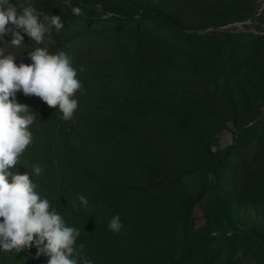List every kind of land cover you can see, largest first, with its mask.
I'll return each mask as SVG.
<instances>
[{
  "label": "rangeland",
  "instance_id": "374dc122",
  "mask_svg": "<svg viewBox=\"0 0 264 264\" xmlns=\"http://www.w3.org/2000/svg\"><path fill=\"white\" fill-rule=\"evenodd\" d=\"M66 8L70 0H61ZM96 7V15L101 21L90 26L87 20L63 28L58 34L64 41L62 51L73 58L77 68V78L82 89L93 86L94 90L106 96L105 100L95 102V93L84 98L76 95L78 109L73 119L65 121L62 113L56 108L48 107L39 97L25 96L16 93L18 102L38 107V110L49 111L54 118H37L38 128L57 141L58 135L67 141V150L59 148L60 153L40 165L42 173L37 176L20 158L15 170L28 171L37 191L49 199L52 207L64 218L66 224L79 229L76 246L84 244L82 255L93 264H125L168 262L179 257L182 247L188 244L195 246L192 257L197 262L210 258L222 244V228L219 223L232 222L241 229L258 233L264 241V205L243 197L224 205L215 206L209 199L197 204L192 212V219L187 223L173 220L171 213L178 211L185 199L192 193L211 184L215 175L210 169L201 170L185 177L176 188L161 193L152 200L151 207H136L135 193L131 186H142L148 183V177L141 169L142 164L171 162L178 164L192 160L201 152L226 150L234 145L238 127L233 120L223 116L221 121L210 127L204 140H199L198 133L206 132L209 124L205 122L198 108V93L192 89L176 88L172 95V112L157 116L133 118L128 107L139 102L149 93L133 77L123 73L122 61L126 59L137 43H147L173 60L189 62L193 56L190 43L179 42L173 45L164 39L174 40L170 36L164 39L155 32L142 36L115 34L104 31L111 27L107 19L114 15H130L137 18L156 14L161 23V31L171 35L165 21L174 19L191 33H254L264 35V0H256L257 13L248 18L229 19L223 23L211 21L203 24L197 0H87ZM151 25V24H150ZM153 27V26H151ZM109 30V28H108ZM163 35V34H162ZM84 71H79L80 66ZM264 81V58H251L242 76L231 83L234 96L243 90L255 88ZM115 96L122 103L123 109L116 107L111 99ZM264 116V93L253 91L249 97ZM37 115L39 114L36 113ZM34 114V115H36ZM115 116L136 126L135 134H126L115 130L107 118ZM204 123H203V122ZM62 145V144H61ZM65 148V146L63 147ZM255 147L246 148L243 154L239 149L228 157L223 165L226 175L231 178L238 159L250 157ZM70 151L86 169L83 171L71 167L66 155ZM66 154V155H64ZM207 173V174H206ZM119 187L124 198L131 201L132 207L114 203V198L106 195V187ZM161 190H156V194ZM83 195L88 204L84 206L78 197ZM75 203L76 207H73ZM136 207V208H135ZM164 210V213L161 212ZM163 213L162 220H158ZM120 216L122 228L119 232L109 229L111 219ZM174 224L171 226V223ZM163 228V229H162ZM36 248L20 253L0 251V264H47V257L41 262L34 258ZM245 264H255L247 260Z\"/></svg>",
  "mask_w": 264,
  "mask_h": 264
},
{
  "label": "trees",
  "instance_id": "16d2710c",
  "mask_svg": "<svg viewBox=\"0 0 264 264\" xmlns=\"http://www.w3.org/2000/svg\"><path fill=\"white\" fill-rule=\"evenodd\" d=\"M15 3L16 0H10ZM20 3H26V0H18ZM31 4L39 11L49 15H59L64 23V28L72 26L74 23L87 20L83 23L90 26L94 22L101 21L96 15V7H92L87 0H70L66 8L61 7V0H30ZM197 6L200 8L203 17V24L208 22L223 23L229 19L248 18L257 13L256 0H197ZM73 6H79L83 15L77 16L72 12ZM112 23L104 31L115 34H131L142 36L145 33L152 35L154 32L161 38L170 36L174 40H167L173 45H179V42L190 43L192 45L193 56L189 62L173 60L161 52L159 47H153L147 43H137L134 50L122 61L123 73L129 77L138 80L142 88L149 94L142 98L133 107L128 109L133 112V118H143L172 112V98L176 88L183 90L192 89L198 93V108L202 119L209 124L206 132L197 134L199 140H204L210 131V127L226 117L233 120L238 127L237 138L234 145L226 150L201 152L192 160L174 164L171 162H160L142 164L141 169L148 177V183L142 186L126 187L132 189L135 193L136 207H151L152 200L164 191L172 190L178 184H182L185 177L201 170L210 169L215 175V182L203 185L192 195L185 199L183 205L178 211L171 213L176 224L179 221L187 223L192 219L194 207L209 199L215 206L224 205L234 200H240L243 197L250 198L254 202L264 205V116L258 105L255 106L254 100L249 97L253 91L264 93V81L261 83H252L258 85L255 88L248 87L243 90L240 97L234 96L231 83L233 79L242 76L244 69L251 62V58H264V35L254 33H213L197 34L188 32L179 21L168 19L165 21L171 35H166L161 31V21L158 15L150 14L139 18L130 15H114L107 19ZM151 24V25H150ZM153 26V27H151ZM23 34V33H22ZM163 34V35H162ZM52 40L54 44H49L50 53L55 54L62 50L64 41L59 34L53 30ZM11 37L6 35L4 41L10 43ZM24 45L20 48L6 46V54H17L16 63H30L28 51L36 45L26 35ZM0 42V47H4ZM94 86V85H93ZM93 86L83 90L79 97L84 98L87 95L95 93V102H101L106 96L95 91ZM111 99L116 103V107L123 109L122 103L111 95ZM20 103V102H19ZM33 111L35 120L39 117L54 118L49 111L38 110V107L28 105ZM30 110V111H31ZM108 123L117 131L126 134L136 135V126L129 121H123L115 116L107 118ZM203 122V121H202ZM204 123V122H203ZM33 134V143L27 148L21 156L23 161L32 165H42L46 160L55 158L59 153V148L67 150V141L60 135L52 138L38 128L36 121L30 128ZM62 144V145H61ZM65 146V148H63ZM255 147L250 157L238 159L236 168L229 178L225 171L223 162L236 152L237 149L243 151L246 148ZM66 155V154H64ZM71 167L84 172L86 176L89 170L86 169L76 158L68 151L66 155ZM207 174V173H206ZM161 190L156 194V190ZM106 195L114 198L120 208L121 206H131V201L124 198L125 194L119 187H106ZM258 203V204H259ZM135 207V208H136ZM164 213V210L161 211ZM163 213H159L157 218L162 220ZM174 222L171 223V226ZM222 228V244L216 252L208 259L197 262L192 257L195 246L185 245L181 249L179 257H173L168 262L160 263H133L125 264H245L247 260H254L255 264H264V241L260 240L258 233L247 229H241L237 224L228 222L219 223ZM163 229V228H162ZM20 253V252H19ZM35 257V256H34ZM44 258V256H42ZM42 257H39L41 262ZM38 260V259H37Z\"/></svg>",
  "mask_w": 264,
  "mask_h": 264
},
{
  "label": "clouds",
  "instance_id": "9594fccd",
  "mask_svg": "<svg viewBox=\"0 0 264 264\" xmlns=\"http://www.w3.org/2000/svg\"><path fill=\"white\" fill-rule=\"evenodd\" d=\"M71 10L74 15H83L79 6ZM63 28L59 15L37 10L30 0H0V42L5 45L0 47V251L17 254L35 247L34 258L45 256L47 264H93L82 255L85 245L76 246L79 229L68 226L49 199L41 196L28 171L15 170L33 143L30 128L35 122L29 106L17 101V92L39 97L48 107L58 109L65 121L73 119L78 109L75 96L83 86L73 58L62 50L50 53L48 48L55 43L53 30L59 33ZM6 35L11 37L10 43L4 41ZM25 35L43 46L28 51L30 63L17 64V54H6L5 48H20ZM79 71H84L83 65ZM42 171L40 166L32 165L35 175ZM78 199L87 206L85 196ZM108 227L120 231L118 214Z\"/></svg>",
  "mask_w": 264,
  "mask_h": 264
}]
</instances>
